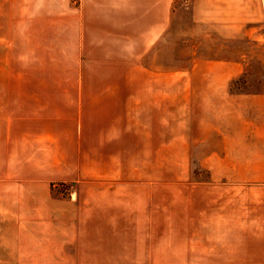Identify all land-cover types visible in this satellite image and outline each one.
Instances as JSON below:
<instances>
[{"label":"crops","instance_id":"0c3cea01","mask_svg":"<svg viewBox=\"0 0 264 264\" xmlns=\"http://www.w3.org/2000/svg\"><path fill=\"white\" fill-rule=\"evenodd\" d=\"M174 3L0 0V214L11 225L0 255L11 264H195L196 216L180 214V168L164 170L186 139L178 104L164 113L154 53Z\"/></svg>","mask_w":264,"mask_h":264},{"label":"rangeland","instance_id":"374dc122","mask_svg":"<svg viewBox=\"0 0 264 264\" xmlns=\"http://www.w3.org/2000/svg\"><path fill=\"white\" fill-rule=\"evenodd\" d=\"M172 17L155 65L186 141L164 170L180 168V214L196 216L195 264H264V0H175Z\"/></svg>","mask_w":264,"mask_h":264}]
</instances>
